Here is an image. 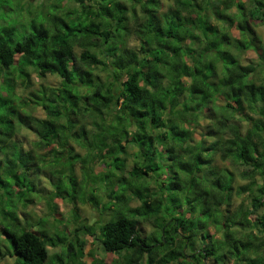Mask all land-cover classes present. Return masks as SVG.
<instances>
[{
	"label": "trees",
	"instance_id": "16d2710c",
	"mask_svg": "<svg viewBox=\"0 0 264 264\" xmlns=\"http://www.w3.org/2000/svg\"><path fill=\"white\" fill-rule=\"evenodd\" d=\"M22 1L0 0V238L15 252L0 241V260L46 263L42 236L18 217L3 223L5 191L16 187L28 206L36 166L57 158L52 185L70 189L68 202L72 190L115 213L100 236L88 225L57 234L61 256L82 264L84 230L108 254L121 252L122 264H196L192 254L206 264H264V249L253 245L264 244V44L255 29L264 0H175L166 11L161 0H51L40 12ZM249 50L258 62L242 61ZM33 74H55L60 84L32 88ZM23 128L37 137L28 148L16 139ZM216 154L244 165L247 184L235 190L234 172L219 170ZM247 191L249 204L229 214L234 195ZM211 222L223 234L212 244ZM149 225L162 231L155 244L143 233ZM251 248L261 252L248 257Z\"/></svg>",
	"mask_w": 264,
	"mask_h": 264
},
{
	"label": "rangeland",
	"instance_id": "374dc122",
	"mask_svg": "<svg viewBox=\"0 0 264 264\" xmlns=\"http://www.w3.org/2000/svg\"><path fill=\"white\" fill-rule=\"evenodd\" d=\"M164 4L163 9L166 11L168 6L170 4H173L175 0H161ZM24 4L29 6L26 7L25 5V10L28 11L29 9H33L32 11H38L44 9L43 11L47 10V8L51 4V0H23ZM168 5V6H167ZM41 7V8H40ZM40 8V9H39ZM6 10V9H4ZM256 32L257 34L261 37L263 40L264 44V25L263 24H258L256 27ZM234 35L238 36V30L233 29ZM199 32L195 29L193 32L194 35L198 34ZM242 61L244 63L248 62H253L256 61L258 62L259 59L257 57V54L253 50L249 51H243L242 52ZM255 62V63H256ZM104 75V74H102ZM60 77H58L55 74H48L45 78H39L37 75L33 74L32 76V81L33 85L32 88H37L40 84H45L48 86L56 87L57 85L60 84ZM30 88V89H32ZM29 93V90H26L24 93H22L23 96H27ZM34 114L39 116V117H44L45 113L41 109L37 108L34 109ZM25 129V128H23ZM195 137H199V131L194 132ZM85 137V136H84ZM16 139L18 141L23 142L26 147L28 145H32L35 140H37L36 135L25 129L23 130L22 133H18L16 135ZM74 143V141H72ZM28 148V147H27ZM77 150L82 154H86V150L82 149L77 146ZM130 150V152H132ZM189 153V149L187 147L182 149V154L186 155ZM95 162H102L99 159H97ZM216 167L220 169L222 168H227L230 171L234 172L235 180H234V187L235 190L241 188V185L247 184L249 180H245L242 178V171L245 169V166L242 164H237L233 159H227V160H222L220 154L215 155L214 163ZM59 161L57 158H50V160H45L41 166L38 164L36 166L37 171H34L35 175L32 180L35 182V187L34 191L30 193V195H27L29 198L28 200H23V204L27 205L28 202H31L28 204V206H23L22 203L17 202V194H16V187L13 188L15 192L10 191L9 186L6 187V198L5 202L8 203L7 205V210L9 212L8 219H5L3 223L8 224L11 222L12 217L15 218H20L22 220V224H24L28 230H32L36 232L39 236H42V238L45 240L47 244V248L49 251V257L46 261L45 264H73L74 261H77L76 259H69L66 254L65 256H61L65 253L64 248L61 246H54L56 245L54 241L56 240V235H60L62 237L69 235V231L75 229V227L80 226V225H88L91 226L94 232L96 233V236H100V229L99 226L102 222L107 221L111 219V217L115 214L111 210H105L102 211V205L99 203V205H95L94 203L89 202L86 200L85 196L82 194L78 196L71 190V198L75 199L73 201H69L68 199L65 198V195L67 193L70 194V189L68 191V188L66 189L65 192H63L62 188L61 191L58 190V187H55L54 182L58 181L59 179L56 177V170L58 168ZM40 166V167H39ZM132 166V158L130 157V160L128 162V169H130ZM106 167V166H105ZM96 171H100L103 169V164H97L95 167ZM71 167L68 166V170L70 171L71 174ZM68 170L66 169L65 172L68 174ZM105 171H107V167L105 168ZM103 171L99 175H102L101 177L104 178L106 172ZM81 172H82V163L78 162L75 165V176L78 177L79 179L81 178ZM95 172V170H94ZM206 174V171L203 169L200 173L201 174ZM32 174V172H30ZM55 177H53V175ZM59 176V175H58ZM57 178V179H56ZM66 179L64 181L65 184L70 185V181H67ZM11 181V180H8ZM102 183V182H101ZM37 184V185H36ZM64 184V186H65ZM44 193L46 194L47 197L41 196V194ZM87 194V193H86ZM103 194V192H102ZM170 197H166L167 200H169V203L172 202ZM67 199V200H66ZM50 200L51 202H49ZM14 201L17 203V212L13 208L14 207ZM101 202V200H100ZM250 202V197L248 196V191L247 192H242L241 195H238L237 193L234 195V200L231 205V211L229 214L233 215L239 207L243 205H248ZM74 203V204H73ZM75 205V209L74 208ZM173 206V205H172ZM171 206V207H172ZM53 209H55L53 211ZM259 214H264V210H261ZM250 215V217H255L256 214H246ZM215 217V215H213ZM216 218L219 220L223 219V216L217 215ZM237 219V216L230 217V222L233 223L234 220ZM207 220V219H206ZM239 220V219H238ZM222 221V220H221ZM207 223V222H206ZM210 225H215L210 228V232L214 235L215 239L212 237L210 239V244L216 243L217 239H221L223 234L222 233V228L221 226H217L213 222H211ZM240 225L239 221H236V224H234L235 230L236 228ZM233 227V228H234ZM207 230V229H206ZM151 231L153 234H151ZM195 235L198 234V240L201 243L206 244L207 240L206 238L202 237V233H199L198 230L195 231ZM143 233L145 235H150L152 237L150 240L155 244L156 237L158 236L159 239L162 238V231L160 228L154 229L153 226H146L143 227ZM79 235L78 239L83 240L86 242L85 246V256L81 259L82 264H122L120 259V253L114 252V253H107L105 252L103 246L101 245L100 241L97 239H94V236L91 235L90 233H85L84 230L78 232ZM75 235V234H73ZM72 235V236H73ZM1 237V236H0ZM220 237V238H217ZM6 236H3V238H0V241L2 242V245L5 248H8L11 250L14 254L13 250V244L12 242H6ZM102 237H99L100 239ZM217 238V239H216ZM253 245H259L260 248L263 250L264 249V244H258L254 243ZM202 246V245H201ZM187 247V244L185 245V249ZM78 248V247H77ZM260 249L256 248H251L247 251L248 257L254 256L256 253H260ZM147 256V255H146ZM192 260L190 263H201V264H206V260L204 259L203 256H197L194 258V254H192ZM210 259L207 261L209 262ZM77 264V262H74ZM0 264H17L15 261V258L12 256L8 255L4 259L0 260ZM143 264L146 263V258L143 260Z\"/></svg>",
	"mask_w": 264,
	"mask_h": 264
}]
</instances>
